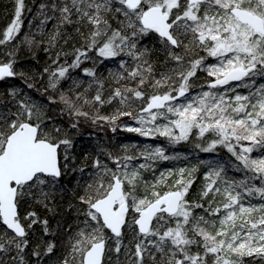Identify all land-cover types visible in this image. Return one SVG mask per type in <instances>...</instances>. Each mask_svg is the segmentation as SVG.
<instances>
[{
  "label": "snow or ice",
  "instance_id": "1",
  "mask_svg": "<svg viewBox=\"0 0 264 264\" xmlns=\"http://www.w3.org/2000/svg\"><path fill=\"white\" fill-rule=\"evenodd\" d=\"M26 11L0 27V264H264V0H44L23 31ZM89 122L208 156L78 151Z\"/></svg>",
  "mask_w": 264,
  "mask_h": 264
},
{
  "label": "trees",
  "instance_id": "2",
  "mask_svg": "<svg viewBox=\"0 0 264 264\" xmlns=\"http://www.w3.org/2000/svg\"><path fill=\"white\" fill-rule=\"evenodd\" d=\"M25 2H26L27 7L29 9H31V11H26L24 13V17H25L24 26L29 27V25H28L29 21L32 22L33 26L41 24L43 17L39 15L38 9H39V5L42 2H44V0H25ZM11 5H12V0H0V27H2L3 24L5 23L4 12L6 10L10 11ZM34 16L36 18L33 20ZM24 26H23V28H24ZM48 27L50 28L51 24H48ZM37 55L40 57L41 62L45 61V54L43 53L42 49L37 51ZM20 56L22 58L21 63H23V64L33 63V57L27 48H24L21 50ZM33 66L39 67L38 64H33ZM110 110H111L110 108L106 109V111H110ZM112 136H113V131L111 130V128L106 127L103 124H100V125L94 127L90 122L87 124L82 123L81 128H80V132L78 134V138L76 140L77 149H78V151L81 149H83L85 151L92 150L94 145L96 144L97 138H99L100 140L111 141L110 146L112 147V138H113ZM133 137H135V136H133ZM158 141H160V140H158ZM188 143H190V142H188ZM167 151H169V152H172V151L195 152L201 157V159L207 158V156H208V154L203 153L202 150H200L198 152L197 149L187 147V145L183 146V147H179V146L173 147L172 146L170 149L168 148ZM184 162H187V161H184ZM192 162L195 163L194 160ZM175 166H176V164L174 161H163L162 160V161L158 162L159 168L175 167ZM202 173H203V165L201 166V171L198 174L197 183L199 182V180L203 179ZM146 175H148V173H146Z\"/></svg>",
  "mask_w": 264,
  "mask_h": 264
},
{
  "label": "rangeland",
  "instance_id": "3",
  "mask_svg": "<svg viewBox=\"0 0 264 264\" xmlns=\"http://www.w3.org/2000/svg\"><path fill=\"white\" fill-rule=\"evenodd\" d=\"M29 25V24H28ZM30 28L27 26H24L23 31H28ZM123 119V118H122ZM135 136V137H133ZM112 148H114L116 151H121L120 149V145H124V144H128V145H132L136 142H139V144L141 146H143L145 143H165V147L166 149H170L172 146L167 145L166 142L164 141L163 137L160 138H156V137H143L140 133H136L134 131L128 130V129H123V128H117L116 132H113V136H112ZM160 140V141H158ZM187 147H191L193 149H195L193 147V145L191 143L188 142H181L180 144L174 145L173 147L179 146V147H183L186 146ZM130 151H136L135 148H130ZM198 152L200 151L199 149H197Z\"/></svg>",
  "mask_w": 264,
  "mask_h": 264
}]
</instances>
